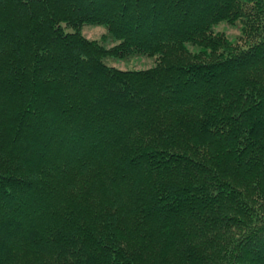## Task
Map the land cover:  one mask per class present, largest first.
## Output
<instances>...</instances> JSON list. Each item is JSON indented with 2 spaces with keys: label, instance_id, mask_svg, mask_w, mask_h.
I'll return each mask as SVG.
<instances>
[{
  "label": "trees",
  "instance_id": "obj_1",
  "mask_svg": "<svg viewBox=\"0 0 264 264\" xmlns=\"http://www.w3.org/2000/svg\"><path fill=\"white\" fill-rule=\"evenodd\" d=\"M0 264H264V0H0Z\"/></svg>",
  "mask_w": 264,
  "mask_h": 264
},
{
  "label": "rangeland",
  "instance_id": "obj_2",
  "mask_svg": "<svg viewBox=\"0 0 264 264\" xmlns=\"http://www.w3.org/2000/svg\"><path fill=\"white\" fill-rule=\"evenodd\" d=\"M213 30L215 32L219 31V32H223L226 36H228L231 39H236L239 35H240V26L239 23L236 24H229L227 22H220L218 24H216L213 27ZM82 34L84 36H86L89 39H98L101 40L103 39V44L106 47H110L114 44H116V41L113 40V38L108 37L106 39V34H107V29L104 25H98V24H85L82 27ZM106 40V41H105ZM104 62L110 66H114L116 68H120L123 70H135V69H142V68H147L150 67L154 64V58L151 57H146L143 55H130L127 56L125 58H119V57H115V56H107L104 58ZM260 130V129H259ZM257 136L259 137L261 131H257ZM230 147H224V145H222L221 147V151H225L226 155L228 156V152ZM230 158H232V155L230 156ZM244 164V162H243ZM174 212H169V211H165L163 213L162 216L163 219L166 218H171V215ZM153 220V219H152ZM157 221L155 220V223Z\"/></svg>",
  "mask_w": 264,
  "mask_h": 264
}]
</instances>
